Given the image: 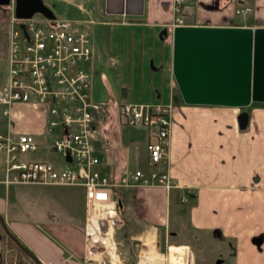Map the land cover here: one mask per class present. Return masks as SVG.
<instances>
[{"label":"crops","instance_id":"0c3cea01","mask_svg":"<svg viewBox=\"0 0 264 264\" xmlns=\"http://www.w3.org/2000/svg\"><path fill=\"white\" fill-rule=\"evenodd\" d=\"M61 1L60 15H54L80 20L78 27L91 36L90 98L98 103L117 100V121L130 127L125 137L111 135V115L104 109L94 120L97 141L104 143L99 156L111 177L117 178L123 168L145 167L147 130L126 124L120 103L171 105L166 171L176 186L168 190L160 186L117 188L114 197L121 223L114 228L115 245H122V240L125 245L138 241L141 247L135 264L142 258L140 251L147 250L143 243L157 251L158 240L167 251L160 263L146 264H264V101H249L242 107L182 101L170 73L172 0H141L139 14H108L104 0ZM136 4L133 1L130 10L137 9ZM244 7L250 12L234 14L235 8ZM11 12L9 5H0V26L8 24ZM184 22L264 27V0H193L185 8ZM8 38L9 33L2 56L5 63ZM5 80L6 64L0 87ZM111 87L118 89L119 99L110 97ZM10 110L13 132L40 137L45 123L42 106L15 104ZM7 188L0 184V217L41 264H113L86 257L83 190L77 194L34 192L46 201L37 213L18 208L5 192ZM72 195L81 204L78 213ZM119 227L122 240L117 236ZM192 239L196 240L193 245ZM203 242L209 244L205 248L210 254L200 251ZM125 256L117 252L118 264ZM24 262L34 264L29 258Z\"/></svg>","mask_w":264,"mask_h":264},{"label":"built area","instance_id":"2783aa9c","mask_svg":"<svg viewBox=\"0 0 264 264\" xmlns=\"http://www.w3.org/2000/svg\"><path fill=\"white\" fill-rule=\"evenodd\" d=\"M12 3V0H10ZM193 0H172L170 28L185 25V8ZM12 10V4L10 5ZM250 12L235 8V15ZM6 80L0 87V184L75 185L83 190L82 224L86 257L111 263L96 237L107 235L116 255L114 228L119 222L114 192L117 188L175 187L166 171L169 137V102L122 101L121 117L126 124L146 128L145 167L123 168L117 178L103 168L94 120L102 108L90 98L88 64L91 36L71 19L40 15L9 20ZM42 106L43 133L11 130V106ZM46 151L52 160L30 157ZM184 198H181L183 200ZM104 258H103V257ZM44 264H54L46 262Z\"/></svg>","mask_w":264,"mask_h":264},{"label":"water","instance_id":"95a60500","mask_svg":"<svg viewBox=\"0 0 264 264\" xmlns=\"http://www.w3.org/2000/svg\"><path fill=\"white\" fill-rule=\"evenodd\" d=\"M136 2L137 9L130 10ZM141 0H104L108 14H139ZM10 0H0L8 5ZM54 18L43 0H13V16ZM170 73L183 102L245 106L264 101V27L181 25L171 30ZM6 236L34 264H41L5 227Z\"/></svg>","mask_w":264,"mask_h":264},{"label":"rangeland","instance_id":"374dc122","mask_svg":"<svg viewBox=\"0 0 264 264\" xmlns=\"http://www.w3.org/2000/svg\"><path fill=\"white\" fill-rule=\"evenodd\" d=\"M43 1L52 10V12H54L55 15H60L59 11L62 9V5H64L61 0H57V1L53 0L51 2L50 1L47 2L46 0H43ZM34 15H37V14H34ZM13 18H14V16H13ZM70 19H72V18H70ZM72 21L75 22L76 24L78 23L80 26H82L81 25L82 22L80 20H74L73 19ZM7 23L8 24H5L4 26L3 25L0 26V83L3 81L4 76H5V64L6 63H5V58L2 56L5 55L7 36L9 33V28H10L9 18H8ZM106 69L107 70H105V71L109 72L107 65H106ZM110 89H111L110 97L112 96V97H116L117 99H119L120 96L118 95V89L117 88L113 89L112 87ZM174 90H175L174 86L172 85L171 91L173 92ZM105 99H106L105 95L103 94L102 100H105ZM115 101L117 102V100H115ZM116 102H113V101L111 102V101L107 100V101L100 102L99 104H100L101 108L105 110V112H108L111 115L110 119H111L112 123L110 124V134L113 136L117 135L119 137L120 136L125 137V131L127 129H129L130 127H128L127 125L117 121V117H119V115H118L117 108H116V104H117ZM240 107H242V106H240ZM120 116H121V114H120ZM128 131L129 130H127V132ZM49 155L50 156L53 155V157H54V154L48 153L46 151L38 150L37 152L32 153V155H30V157H35V158L46 157V158H49ZM50 160H52V159H50ZM133 168L134 167H131L129 169H133ZM173 187H171V188H173ZM5 192H8L9 199L11 201H15L19 205V207H18V205H16L18 208H21L23 211H27V212L36 211L38 213L42 209V206L45 205L46 201H45L44 197H39V198L36 197L34 192H44L45 194H50V192H70L72 194L74 192V194L75 193L77 194L79 192H82V189L80 188V186H75V185H38V184L30 185V184H22V185H9ZM60 199L61 198H58L57 200L61 204L62 202ZM72 203L74 205V207H73L74 210L77 213L80 212L81 204L78 201L77 196L72 195ZM119 223H121L120 220H119V222L116 223L117 226L120 225ZM120 231H121V227L117 228V236L122 240V237L120 236L121 235ZM158 235H160L159 230H158L156 236H158ZM177 235L182 237V239H186L185 236H181L180 234H177ZM3 236H4L3 232L1 231L0 237L2 238V240H0V264H5V263L7 264L8 260L11 261L12 259H14L13 256L15 253L12 249H9V251H7V252H3V250L5 248H10L8 246V243H6L5 240L3 239ZM147 240L148 239L144 240V242ZM134 242H136V241H134ZM134 242H132V243L130 242L131 243L130 245H125V244H123L124 242L122 240V245H120V244L115 245L116 246V252H118L119 255L120 254L122 255L123 252H124V255H126L125 258L121 259L122 264H135V262L137 261L138 251H139L141 246H139L138 241H137V243H134ZM191 242L193 245L196 242V240L192 239ZM204 243L205 242H203V244L199 243L200 244L199 245L200 251L203 252V254L204 253L210 254V250L208 248H205V247H210V246H208L209 244L207 245ZM143 244L147 248V250L144 249V246H142L141 249H144V250L140 251L139 258H140V256L143 257L144 255H146L147 253L144 254L146 251L150 252L149 254L156 256V257H158L160 255L159 253H161V256H163L162 254L167 251L163 247L161 240H158V243H157L158 247L156 248L157 251H155V252L153 251V248L151 247L152 245H150V243H143ZM125 246H128V249L125 248ZM156 252H158V253L156 254ZM112 263L118 264L116 257H115V261ZM138 263L139 264H146V263H154V262L147 260L143 263L141 260H138L137 264Z\"/></svg>","mask_w":264,"mask_h":264},{"label":"bare ground","instance_id":"6f19581e","mask_svg":"<svg viewBox=\"0 0 264 264\" xmlns=\"http://www.w3.org/2000/svg\"><path fill=\"white\" fill-rule=\"evenodd\" d=\"M99 233L97 232V235H96V237L100 240V248H102V249H104L106 252H107V254H108V256H109V259H110V262L112 263V262H114L115 261V257H116V255L114 254V252L112 251V243H111V240H110V237L109 236H107V235H103V236H99L98 235ZM146 239H149V238H147V237H145ZM145 239V240H146ZM155 252V251H154ZM156 254H157V252H156ZM160 254V253H159ZM114 255V256H113ZM162 259H163V256H161V255H159L158 257H156V256H153V255H151V254H149V253H147L146 255H144L142 258H141V261L144 263L145 261H147V260H150V261H152V262H154V263H160L161 261H162Z\"/></svg>","mask_w":264,"mask_h":264},{"label":"trees","instance_id":"16d2710c","mask_svg":"<svg viewBox=\"0 0 264 264\" xmlns=\"http://www.w3.org/2000/svg\"><path fill=\"white\" fill-rule=\"evenodd\" d=\"M3 239L6 243H8V246L14 251V256L11 261H7V264H24V259H28V257L14 244V242L6 236V234L3 232ZM10 262V263H9ZM6 264V263H5Z\"/></svg>","mask_w":264,"mask_h":264}]
</instances>
